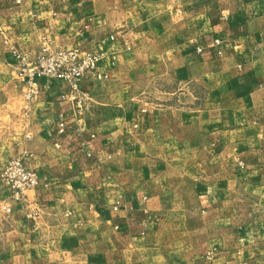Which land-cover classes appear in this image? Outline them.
Wrapping results in <instances>:
<instances>
[{"label":"crops","instance_id":"0c3cea01","mask_svg":"<svg viewBox=\"0 0 264 264\" xmlns=\"http://www.w3.org/2000/svg\"><path fill=\"white\" fill-rule=\"evenodd\" d=\"M45 43L105 55L82 108L27 99L16 54ZM19 156L39 185L0 189V264H264V0H0Z\"/></svg>","mask_w":264,"mask_h":264},{"label":"built area","instance_id":"2783aa9c","mask_svg":"<svg viewBox=\"0 0 264 264\" xmlns=\"http://www.w3.org/2000/svg\"><path fill=\"white\" fill-rule=\"evenodd\" d=\"M16 57L18 79L26 87L27 99H32L39 93V87L45 79L59 80L67 83L69 87L68 92L61 98L76 102L82 108L83 82L98 71L105 55L81 47L60 48L45 43L34 55L19 53ZM65 127L66 124L61 122V133ZM38 185V172L28 166L24 156L10 159L0 171V189L7 191L14 203H23L27 193Z\"/></svg>","mask_w":264,"mask_h":264},{"label":"rangeland","instance_id":"374dc122","mask_svg":"<svg viewBox=\"0 0 264 264\" xmlns=\"http://www.w3.org/2000/svg\"><path fill=\"white\" fill-rule=\"evenodd\" d=\"M51 45V44H50ZM52 46V45H51ZM53 47H60V48H68V47H64V46H53ZM72 48V47H71Z\"/></svg>","mask_w":264,"mask_h":264}]
</instances>
